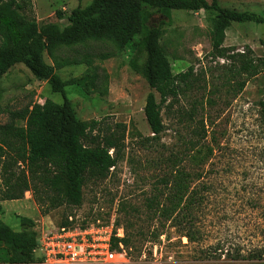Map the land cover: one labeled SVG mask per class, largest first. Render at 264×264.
<instances>
[{"label": "rangeland", "instance_id": "374dc122", "mask_svg": "<svg viewBox=\"0 0 264 264\" xmlns=\"http://www.w3.org/2000/svg\"><path fill=\"white\" fill-rule=\"evenodd\" d=\"M16 1L23 6L19 14L34 17L39 25L58 23L65 28L71 10L91 0ZM217 2L264 16V0ZM152 12L144 27L159 28V43L173 73L192 68L187 86L162 108L163 132L152 140L143 113L150 91L143 74V28L126 47L113 33L86 31L78 43L54 51L53 57L45 52L44 61L64 82L75 117L98 122L82 143L94 147L113 134L118 148L109 154L116 157V164L106 179L85 180L79 206L52 205L34 185L22 199L1 201L0 228L6 233L0 237V264H29L17 248L16 235L34 232L38 238L68 216L78 224L114 221L131 240L140 230L134 244L124 247L125 260L118 264H212L246 256L254 249L264 252V118L259 106L264 99V24L232 23L223 42L225 55L220 58L211 54L212 14ZM252 60L259 72L250 76L242 63ZM45 99L62 103L48 83L37 80L23 64L14 65L0 75V124L8 120V112ZM189 149L205 154L202 162L183 163L186 170L199 175L193 187L200 203L193 208L190 223L165 221L148 207L147 199L164 190L160 178L169 163L161 161L172 154L187 155ZM12 171L29 176L21 164ZM22 219L31 220L32 225ZM185 233L190 240L182 236Z\"/></svg>", "mask_w": 264, "mask_h": 264}, {"label": "trees", "instance_id": "16d2710c", "mask_svg": "<svg viewBox=\"0 0 264 264\" xmlns=\"http://www.w3.org/2000/svg\"><path fill=\"white\" fill-rule=\"evenodd\" d=\"M22 7L16 0L0 1V75L16 64H23L37 80L48 83L51 92L62 97V103L50 99L41 104L33 103L8 112V120L0 124V202L22 199L34 185L42 190L52 205L66 203L79 206L85 180L106 179L116 164V157L109 154V150L117 152L118 148L113 134L104 136L103 144L98 143L94 147L82 143V139L98 128V122L80 121L75 117L65 95L64 82L55 68L44 61L45 52L53 57L54 51L78 43L86 31L113 33L120 45L126 47L132 35L143 28V74L150 88L143 113L153 134L151 139L156 140L164 130L162 108L179 95L182 87L187 86L192 68L185 73H173L171 62L159 43V28L144 27L153 15L152 10H204L212 14L209 32L211 54L220 58L225 55L223 42L232 23L264 24L263 15L221 7L217 0H91L86 6L71 10L65 28L58 23L39 25L34 17L19 14ZM58 16L62 18L60 13ZM262 65L264 70V61ZM242 70L250 76L259 72L253 60L243 62ZM259 106L264 118V99L259 101ZM209 152L211 154L212 151ZM204 155L201 150L189 149L187 155L172 154L161 161L169 163V167L165 164L167 171L160 178L164 190L148 198L147 204L165 221L181 219L191 222L192 210L201 199L193 187L199 175L194 176L183 163L202 162ZM18 164L27 169L29 176L24 172L13 173L12 168ZM67 218L60 225H68ZM22 220L32 225L31 220ZM5 233V229L0 228V237ZM139 235L140 230H136L131 240L126 232L121 239L123 246L131 247ZM159 236L156 234L154 239ZM182 236L191 239L188 233ZM16 237L23 260L39 264L40 259L35 255V233L23 231ZM229 259V262L212 264H264V252L254 249L246 256L237 255Z\"/></svg>", "mask_w": 264, "mask_h": 264}, {"label": "built area", "instance_id": "2783aa9c", "mask_svg": "<svg viewBox=\"0 0 264 264\" xmlns=\"http://www.w3.org/2000/svg\"><path fill=\"white\" fill-rule=\"evenodd\" d=\"M52 226L37 238L39 264H118L125 260L123 228L114 221ZM116 245L113 248V245Z\"/></svg>", "mask_w": 264, "mask_h": 264}]
</instances>
